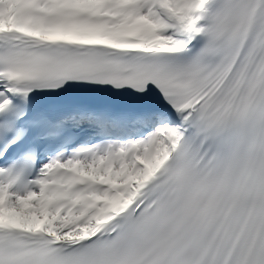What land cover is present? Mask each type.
<instances>
[{
    "label": "snow or ice",
    "instance_id": "snow-or-ice-1",
    "mask_svg": "<svg viewBox=\"0 0 264 264\" xmlns=\"http://www.w3.org/2000/svg\"><path fill=\"white\" fill-rule=\"evenodd\" d=\"M0 264H264V0H0Z\"/></svg>",
    "mask_w": 264,
    "mask_h": 264
}]
</instances>
